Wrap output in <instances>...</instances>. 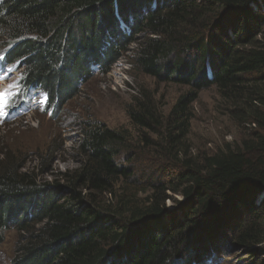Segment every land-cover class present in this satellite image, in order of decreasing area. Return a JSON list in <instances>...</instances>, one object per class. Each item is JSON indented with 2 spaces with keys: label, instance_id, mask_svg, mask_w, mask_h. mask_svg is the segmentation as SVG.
<instances>
[{
  "label": "trees",
  "instance_id": "obj_1",
  "mask_svg": "<svg viewBox=\"0 0 264 264\" xmlns=\"http://www.w3.org/2000/svg\"><path fill=\"white\" fill-rule=\"evenodd\" d=\"M262 1L0 0L3 65L24 69L16 103L38 90L53 119L93 68L106 75L130 51L145 75L191 90L164 120L145 94L127 111L139 129L163 131L155 148L178 168L171 180H144L119 160L131 150L127 132L99 123L79 130V167L50 181L1 152L0 245L6 230L17 236L9 264H204L224 242L264 245ZM211 87L242 137L193 155L190 104ZM53 154L41 156L40 171Z\"/></svg>",
  "mask_w": 264,
  "mask_h": 264
},
{
  "label": "rangeland",
  "instance_id": "obj_2",
  "mask_svg": "<svg viewBox=\"0 0 264 264\" xmlns=\"http://www.w3.org/2000/svg\"><path fill=\"white\" fill-rule=\"evenodd\" d=\"M261 6L264 8L263 1ZM4 43L0 40V52L5 50ZM130 48L134 49L135 46ZM133 55L132 51L125 53L106 75L93 68L92 74L80 82L78 94L62 106V112H57L53 119L37 109L43 101V96L33 94L30 103H26V108L10 113L8 121L0 123V153L10 152L19 158H25L26 169L33 170L41 180L50 181L57 173L79 167L80 158L76 153L80 139L79 130L88 123H99L109 129L127 132L131 150L122 151V158L119 160H132V164L137 166L139 171L143 170L141 175L144 180L173 179L178 168L174 165L167 166L169 161L162 155L158 156V150L155 148L163 131L151 133L139 129L131 123L127 111L129 107L135 106L136 100L142 101L145 94L154 100L164 120L168 118L176 103L191 90L189 86L157 81L145 75L136 65ZM22 72V65L16 73L0 70L2 110L5 101L12 95L16 83L22 77ZM189 112L191 118L185 141L190 146L191 154H212L218 149H223L226 144L240 142L242 134L226 114L215 87L199 91L195 101L190 104ZM144 139L147 142H144ZM53 151V158L46 161L49 168L40 171L41 156L47 157L48 153ZM140 196L143 198L146 194ZM174 199L180 201L179 197ZM166 207L178 213L176 203L171 200L166 201ZM16 237L14 231H5L4 241L0 245V264L10 263ZM190 241L194 242V237H191ZM189 243L185 248L187 251L183 256L184 260L189 256L192 245ZM219 246V252L210 251L204 264H254L255 261H264V245L240 249L230 248L228 243L224 242ZM183 263L181 259L175 264Z\"/></svg>",
  "mask_w": 264,
  "mask_h": 264
},
{
  "label": "bare ground",
  "instance_id": "obj_3",
  "mask_svg": "<svg viewBox=\"0 0 264 264\" xmlns=\"http://www.w3.org/2000/svg\"><path fill=\"white\" fill-rule=\"evenodd\" d=\"M2 95V92L0 91V96Z\"/></svg>",
  "mask_w": 264,
  "mask_h": 264
}]
</instances>
